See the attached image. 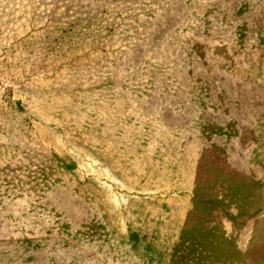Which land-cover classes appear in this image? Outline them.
I'll list each match as a JSON object with an SVG mask.
<instances>
[{
	"label": "rangeland",
	"instance_id": "rangeland-1",
	"mask_svg": "<svg viewBox=\"0 0 264 264\" xmlns=\"http://www.w3.org/2000/svg\"><path fill=\"white\" fill-rule=\"evenodd\" d=\"M109 1L0 0V264H264V0Z\"/></svg>",
	"mask_w": 264,
	"mask_h": 264
},
{
	"label": "trees",
	"instance_id": "trees-1",
	"mask_svg": "<svg viewBox=\"0 0 264 264\" xmlns=\"http://www.w3.org/2000/svg\"><path fill=\"white\" fill-rule=\"evenodd\" d=\"M137 0H110L108 4L102 6V13L106 12L107 14L111 15L113 18L118 17L119 19H121L122 17H128V21H132L133 24H136L138 22H142L141 20H144L145 18L148 17V15H150L151 10V5H157L158 1L156 0H150V2L148 0H144L145 2H148V5H145V3L143 2V4H137L136 3ZM139 1V0H138ZM74 2H78V1H74ZM76 3L73 4V2H71V5H75ZM143 6L144 9H140V6ZM134 8H137L136 10H133ZM143 12V13H142ZM61 13L57 12V11H53L52 13H50V15L47 17L46 21L50 23H57L59 21V17H61ZM112 18V19H113ZM119 19H117L116 21L110 20L108 22H104L102 24H106L105 27H101V25L99 26L98 21H95V19H93L92 21L90 20H83L79 23L78 26H81L82 32H83V37L82 40H86L87 44L89 42H95V43H102L104 40L102 39V36H104V30H106V32H111L114 29H111V31L106 27L107 24L108 26L112 27L114 24H116L117 22H125V20L120 21ZM102 20V19H101ZM51 25V24H50ZM70 31L72 32V30H67V31H63L64 34H67V39L66 42L67 44H65L68 48H71V50L68 51H73L74 48H79L82 47L84 44L80 43V38H78L76 35L71 36L70 35ZM46 34H53L52 32H48ZM43 35V37H45V35ZM77 37V38H76ZM91 61V60H90ZM97 63L96 61H92L90 63V65L88 66L89 68L95 66ZM149 74V73H148ZM147 74V75H148ZM150 81V80H149ZM144 83V84H143ZM140 83L138 86L132 88V93L135 95L140 96V98H144L146 97L153 89H155V86L157 84H148V80ZM92 88V87H91ZM90 88V90H92ZM75 91V92H74ZM74 91L70 90L69 95H68V99L70 100H66L68 102L67 105H69L70 108V112H74L73 108L74 106L76 107L77 111H81V110H85V105H86V101H83L81 99H77L76 95V89H74ZM85 94V93H84ZM151 94V93H150ZM86 95V94H85ZM65 103V102H63ZM92 104V102H90L89 106L86 105L89 109L90 105ZM82 105V106H80ZM76 114V113H74Z\"/></svg>",
	"mask_w": 264,
	"mask_h": 264
}]
</instances>
